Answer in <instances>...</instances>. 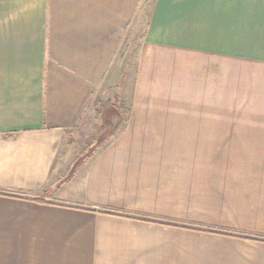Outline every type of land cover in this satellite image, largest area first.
Masks as SVG:
<instances>
[{
  "label": "crops",
  "instance_id": "crops-1",
  "mask_svg": "<svg viewBox=\"0 0 264 264\" xmlns=\"http://www.w3.org/2000/svg\"><path fill=\"white\" fill-rule=\"evenodd\" d=\"M144 1L0 0V264H264V0H150L121 65ZM97 90L127 119L76 168Z\"/></svg>",
  "mask_w": 264,
  "mask_h": 264
},
{
  "label": "rangeland",
  "instance_id": "rangeland-1",
  "mask_svg": "<svg viewBox=\"0 0 264 264\" xmlns=\"http://www.w3.org/2000/svg\"><path fill=\"white\" fill-rule=\"evenodd\" d=\"M149 2L150 0L144 1L121 36V65H130L135 59L136 50L146 28ZM116 96L115 90H97L83 117L68 130L63 152L70 154L74 162L73 167L77 168L88 161L102 146L111 141V132L117 134L123 128L125 122L119 121L114 108L111 107ZM188 227L196 228L192 225Z\"/></svg>",
  "mask_w": 264,
  "mask_h": 264
},
{
  "label": "trees",
  "instance_id": "trees-1",
  "mask_svg": "<svg viewBox=\"0 0 264 264\" xmlns=\"http://www.w3.org/2000/svg\"><path fill=\"white\" fill-rule=\"evenodd\" d=\"M111 107L114 108V111H115V116L118 117L119 121H121V123L123 122H126V119H127V110L125 109L122 101H120L117 97H115L113 99V102H112V105ZM107 124V123H106ZM112 131H114V128L112 127ZM116 136V133H110L109 134V139L112 140L114 137ZM32 200L36 201V202H45V200L41 197H33L31 198ZM157 223L159 224H164V225H169V226H179V225H176V224H173V223H170V224H167L166 222H158Z\"/></svg>",
  "mask_w": 264,
  "mask_h": 264
}]
</instances>
